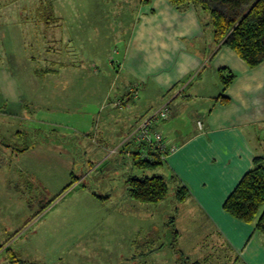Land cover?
<instances>
[{
  "label": "rangeland",
  "instance_id": "1",
  "mask_svg": "<svg viewBox=\"0 0 264 264\" xmlns=\"http://www.w3.org/2000/svg\"><path fill=\"white\" fill-rule=\"evenodd\" d=\"M137 1L0 0V32L6 36L0 40V60L10 65L16 59L26 66L27 74L35 76L37 92L28 109L29 121L22 116L0 118V148L12 153L15 146H40L28 158L16 155L0 169V185L8 189L2 195L12 225L8 236L18 235L12 248L0 244L1 264H23L10 260V249L31 264L189 263L180 252L174 220L185 206L177 200V182L167 176L169 191L161 202H141L124 194L123 203L120 191L127 173L165 174L166 169L127 166L134 156L124 151L134 148L114 146L122 139L121 130L112 131L111 141L99 131L101 115L114 108L113 102L88 82L97 70H108L102 66L104 59L129 33ZM53 12L54 17L64 16L63 23L54 18L47 24ZM13 66L19 75L25 74ZM24 129L23 135L16 134ZM25 174L32 181L28 194L10 191L11 182L25 184ZM26 200L34 205L31 216L15 207ZM129 200L137 204L133 209ZM55 226L63 231L59 236Z\"/></svg>",
  "mask_w": 264,
  "mask_h": 264
},
{
  "label": "crops",
  "instance_id": "2",
  "mask_svg": "<svg viewBox=\"0 0 264 264\" xmlns=\"http://www.w3.org/2000/svg\"><path fill=\"white\" fill-rule=\"evenodd\" d=\"M55 18L63 23L64 16L57 14ZM1 19L0 16V27ZM5 37L0 32V40ZM15 62L8 65L0 60V118L22 116L29 121L28 109L37 94L33 87L35 76L27 74L26 66L16 59ZM104 62L102 66L108 70H97L88 81L94 92L112 100L114 106L103 111L99 131L109 139L112 131L121 130L122 139L120 136L114 146L123 148L126 144L134 148L124 151L134 156L133 162L127 163L130 169L165 168V174H161L177 182L176 191L181 186L185 188L183 199L179 200L176 193L177 200L185 206L174 220L180 252L186 255L187 264H264V236L254 225L232 217L224 209L226 198L253 167L254 158L264 156V61L251 67L232 48L216 44L213 29L193 4L177 7L169 0H152L148 4L138 0L129 33L110 50ZM13 65L25 74L19 75ZM225 68L235 74L226 89L220 72ZM45 72L51 75L49 69ZM46 79L51 81L50 76ZM136 84L137 98L132 92ZM119 100L121 105H116ZM147 100H151L150 104ZM164 104H169L171 114L157 127L165 133L169 145L177 149L159 168L141 167L137 164L140 146L129 142L128 137L149 110ZM119 124L121 127L116 128ZM38 147L31 146L19 155L28 158ZM14 156L9 149L0 148V169ZM43 158L49 160L47 156ZM69 161L73 162L71 158ZM134 176L151 175L127 173L126 186L120 191L122 197L128 196L129 180ZM28 178L25 174V184L11 182L9 190L28 194L32 185ZM0 186V244L7 243L5 248H12L18 235L8 236L12 230L6 212L9 205L2 202L8 189ZM131 201L128 206L133 209L137 204ZM26 203L15 207L25 208L31 216L34 205ZM59 227L55 226L58 236L63 232ZM135 227L139 231V225Z\"/></svg>",
  "mask_w": 264,
  "mask_h": 264
},
{
  "label": "trees",
  "instance_id": "3",
  "mask_svg": "<svg viewBox=\"0 0 264 264\" xmlns=\"http://www.w3.org/2000/svg\"><path fill=\"white\" fill-rule=\"evenodd\" d=\"M152 0H141L148 4ZM177 7L195 5L203 20L212 25L215 43L232 48L249 66L257 67L264 61V0H169ZM53 16V17H52ZM47 24L54 21V12ZM56 20V18H55ZM221 79L226 89L234 80L235 74L229 69H221ZM224 98V97H223ZM226 99V98H225ZM28 130V129H27ZM26 130H18L17 135H23ZM5 147H11L5 145ZM31 148V145L12 147V153L19 155ZM161 158L154 161L138 160V165L144 168L157 169L164 165ZM75 182L67 186L69 189ZM169 187L167 177L161 173L151 176H134L129 180V195L141 202L158 203L164 200ZM184 187L177 191L178 199L186 195ZM55 199L50 201V204ZM224 209L232 217L254 225L264 236V156L254 158L253 167L245 173L234 191L226 198ZM0 245V250L3 248ZM11 261L31 264L21 260L10 249ZM33 264V263H32Z\"/></svg>",
  "mask_w": 264,
  "mask_h": 264
},
{
  "label": "built area",
  "instance_id": "4",
  "mask_svg": "<svg viewBox=\"0 0 264 264\" xmlns=\"http://www.w3.org/2000/svg\"><path fill=\"white\" fill-rule=\"evenodd\" d=\"M133 87L132 92L134 97L137 98V84ZM121 103L122 100L115 102L116 105H121ZM170 114L169 104L160 106L142 119L128 137L129 142H136L140 146L139 152L143 160L154 161L157 158L166 160L169 154L177 149V146L169 145L163 131L157 127L160 121L169 119ZM199 125L202 126V123L199 122Z\"/></svg>",
  "mask_w": 264,
  "mask_h": 264
}]
</instances>
